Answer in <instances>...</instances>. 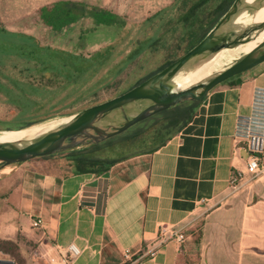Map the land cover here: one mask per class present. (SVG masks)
Returning <instances> with one entry per match:
<instances>
[{
  "label": "crops",
  "instance_id": "0c3cea01",
  "mask_svg": "<svg viewBox=\"0 0 264 264\" xmlns=\"http://www.w3.org/2000/svg\"><path fill=\"white\" fill-rule=\"evenodd\" d=\"M257 87L264 88V63L239 85L212 90L165 146L101 176L58 178L27 164L5 172L0 239L15 243L26 264H51L59 258L56 245L71 243L82 251L73 264H125L126 250L134 258L129 264H180L194 252L195 264H264V172L248 176L237 138L238 119L251 115ZM235 173L245 178L233 189ZM33 218L42 220L40 227ZM161 226L198 230L199 241L189 235L182 244L159 246Z\"/></svg>",
  "mask_w": 264,
  "mask_h": 264
},
{
  "label": "trees",
  "instance_id": "16d2710c",
  "mask_svg": "<svg viewBox=\"0 0 264 264\" xmlns=\"http://www.w3.org/2000/svg\"><path fill=\"white\" fill-rule=\"evenodd\" d=\"M235 1L174 0L170 8L140 25L125 21L111 11L72 1L56 2L38 9L42 24L54 32L91 21L94 27H117L126 30V35L136 28L139 34L158 17L162 20H165L163 16L168 17L151 38L138 40L137 46L117 64H114V50L127 37L116 39L115 44L86 57L65 47L45 46L36 38L14 35L10 39L0 18V105L12 114L9 121L0 122L8 125L2 129H26L104 102L99 98L102 90L116 85L120 75L147 50H158L164 27L166 32L170 29L177 32L175 42L164 44L168 53L162 65L136 77L120 92L116 87L118 93L112 98L124 94L201 42ZM244 74L224 84L239 85ZM203 101H190L165 110L99 144L31 160L26 163L28 170L58 178L84 174L101 176L119 162L154 153L165 146L193 120ZM185 234L187 239L192 235L196 243L199 241L198 231L186 229ZM0 250L10 254L19 264H26L15 243L0 239ZM191 254L181 257L180 264H195L199 256L195 252Z\"/></svg>",
  "mask_w": 264,
  "mask_h": 264
},
{
  "label": "water",
  "instance_id": "95a60500",
  "mask_svg": "<svg viewBox=\"0 0 264 264\" xmlns=\"http://www.w3.org/2000/svg\"><path fill=\"white\" fill-rule=\"evenodd\" d=\"M245 1L236 0L201 42L124 94L80 110L69 116L67 123L30 141L0 144V173L37 158L99 144L165 110L186 102L205 100L217 86L263 64L264 41L248 54L198 84L184 89L175 85L179 74L211 60L225 49H233L249 42L253 35L258 37L264 31V22L243 27L237 33L228 30L231 22L240 13H253L264 4V0L253 5L246 4Z\"/></svg>",
  "mask_w": 264,
  "mask_h": 264
},
{
  "label": "rangeland",
  "instance_id": "374dc122",
  "mask_svg": "<svg viewBox=\"0 0 264 264\" xmlns=\"http://www.w3.org/2000/svg\"><path fill=\"white\" fill-rule=\"evenodd\" d=\"M63 1L78 2L90 8L105 9L121 16L125 21L139 25L155 16L156 13L170 8L174 3V0H0V18L7 31L8 38L12 39L14 35H23L25 38H36L45 46L65 47L72 52L91 57L99 50L115 44L116 39L120 38L121 40L122 38L127 37L124 43L114 50L113 55L116 57L114 64H117L120 63L123 58L128 56L131 50L137 46L138 40L151 38L156 30L159 29L160 25H162L164 21H168V17L165 18L163 16L165 20L158 17L152 21L148 27L142 30L141 33L138 34V29L135 28L129 35H126V30L117 27H94L91 24V21H88L87 23L79 22L77 25L69 27V29L62 32H54L49 27L42 24L38 16V9L46 5ZM245 15L246 12L240 13L231 22L228 30L237 33L240 32L243 27L249 26L247 25ZM165 28L166 27L162 29L163 34L158 44V50L153 51V49L150 48L132 62L116 80V85L108 90H102L99 93L100 100L105 101L112 98L116 92L118 93L116 87H118V89L120 88V92L130 86L136 77L162 65L168 53L164 44L166 43V45H168L167 43L175 42V38L178 35L177 32L173 30L171 31V29L166 32ZM255 36L256 35H253L251 40L253 44L262 40L259 36L257 38ZM223 51H227V49ZM222 61L223 59L219 60L216 58L211 59L202 65L207 70H210L211 68L218 66ZM77 112L79 111H75L73 114ZM73 114L65 117H55L39 125L57 119L66 118ZM11 118L12 114L0 105V122L9 121ZM3 126L6 127L8 125L0 123V132L8 131L2 129ZM3 174L5 173H0V176ZM124 261L125 264L131 263V261H127L125 257ZM133 261L134 258L132 262Z\"/></svg>",
  "mask_w": 264,
  "mask_h": 264
},
{
  "label": "built area",
  "instance_id": "2783aa9c",
  "mask_svg": "<svg viewBox=\"0 0 264 264\" xmlns=\"http://www.w3.org/2000/svg\"><path fill=\"white\" fill-rule=\"evenodd\" d=\"M237 138L241 148L247 153V174L250 178L255 179L264 172V88L257 87L254 90L252 113L250 116L239 117L237 122ZM245 175L240 173L233 174L231 178V187L233 189L241 186ZM33 227L38 228L42 224L40 218H33ZM187 228L179 231L169 230L167 227L161 226L159 229V246L169 240H175L179 244L186 241L185 234ZM59 258L51 264H73V262L81 256L82 251L78 246L71 243L66 246L56 245ZM150 256L155 255V250L148 253ZM39 256L38 253H34ZM124 257L127 261L133 260L131 252L126 250ZM0 264H17L12 257H5L0 253Z\"/></svg>",
  "mask_w": 264,
  "mask_h": 264
},
{
  "label": "bare ground",
  "instance_id": "6f19581e",
  "mask_svg": "<svg viewBox=\"0 0 264 264\" xmlns=\"http://www.w3.org/2000/svg\"><path fill=\"white\" fill-rule=\"evenodd\" d=\"M246 4L253 5L257 4L259 0H246ZM264 6V5H263ZM250 14L251 18L247 20L248 25H256L261 24L264 22V11L258 10L253 13H247L245 15L248 16ZM261 41H258V43L253 44L251 40L249 42H245L237 46L233 49H227V51H221L217 55H215L212 59H219L222 60L218 64V66L211 68L210 70H207L202 64L195 67L192 70H189L188 72H184L182 74H179L175 79V85L179 89H184L189 86L198 84L207 78L211 77L215 73L220 72L223 68L229 66L233 61L239 59L241 56L248 54L251 52L254 48L258 46L261 42L264 41V31L259 33ZM257 38V37H256ZM249 45V46H248ZM211 65V64H210ZM213 66V65H212ZM70 120L69 117L57 119L54 121H51L46 124H42L36 126H32L26 129L18 130V131H2L0 132V144L4 143H16L21 141H30L33 138L54 129H57L61 125L67 123ZM5 172V171H4Z\"/></svg>",
  "mask_w": 264,
  "mask_h": 264
},
{
  "label": "flooded vegetation",
  "instance_id": "af4514ba",
  "mask_svg": "<svg viewBox=\"0 0 264 264\" xmlns=\"http://www.w3.org/2000/svg\"><path fill=\"white\" fill-rule=\"evenodd\" d=\"M264 5V4H263ZM262 5V7L261 8H259L258 10H262V11H264V6ZM250 15V14H249ZM246 16V18L245 19H247V20H249V18H251V16ZM248 25V24H247Z\"/></svg>",
  "mask_w": 264,
  "mask_h": 264
}]
</instances>
